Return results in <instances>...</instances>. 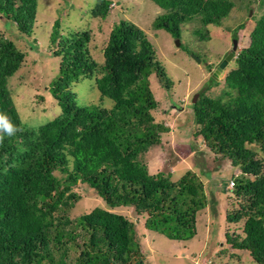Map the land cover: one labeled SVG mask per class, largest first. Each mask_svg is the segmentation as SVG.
I'll list each match as a JSON object with an SVG mask.
<instances>
[{
    "label": "trees",
    "instance_id": "16d2710c",
    "mask_svg": "<svg viewBox=\"0 0 264 264\" xmlns=\"http://www.w3.org/2000/svg\"><path fill=\"white\" fill-rule=\"evenodd\" d=\"M152 1L162 9L154 27L175 38L194 19L221 26L236 6L234 0ZM111 3L96 0L90 17H107ZM253 3L264 7V0H249L245 7ZM37 13L38 0H0L2 18L18 31L0 29V114L17 129L10 136L0 133V264H144L141 221L170 239L193 238L198 213L207 206L214 210L215 192L208 195L192 169L173 179L168 165L151 173L141 158L169 131L153 114L159 102L150 77L155 74L167 89L173 85L145 31L128 19L114 22L98 62L88 24L63 31L55 19L47 50L59 66L45 88L60 111L31 126L21 119L9 81L38 44ZM253 17L247 45L231 49L235 65L221 94L202 92L191 107L195 135L239 169L225 181L239 207L225 217L244 223L240 233L225 231L226 242L235 253L246 252L250 264H264V160L253 148L264 151V11ZM245 26L246 21L233 30L235 38ZM196 32L209 40L207 32ZM84 79L93 80L99 95L80 105L74 89ZM210 81L208 86L219 84L213 76ZM78 183L93 189L106 207L71 218L68 212L81 198L74 191ZM116 208H131L135 219ZM227 250L225 244L217 255Z\"/></svg>",
    "mask_w": 264,
    "mask_h": 264
},
{
    "label": "rangeland",
    "instance_id": "374dc122",
    "mask_svg": "<svg viewBox=\"0 0 264 264\" xmlns=\"http://www.w3.org/2000/svg\"><path fill=\"white\" fill-rule=\"evenodd\" d=\"M111 1L109 15L102 18L90 17L96 0H38V13L33 27V35L38 38V44L31 50L27 64L9 81L21 119L31 126H39L60 111L45 88L57 75L59 66V59L47 50L49 33L55 19L60 20L63 31L85 28L88 24L92 35L89 46L98 62L103 61V49L113 23L120 19L136 23L153 43L159 60L173 82L172 87L167 89L158 82L155 74L150 77L151 89L159 102L153 114L157 122L169 127V131L162 135L160 145L152 146L141 158L151 173H157L168 165L173 179H178L187 169L194 170L204 182L207 194L214 191L217 199L214 210L207 206L198 213L197 234L189 240L170 239L160 232L146 229L141 221L138 232L144 264L252 263L246 252L235 253L224 237L227 230L240 233L244 223V220L229 223L225 217L227 212L239 207L237 197L225 186V181L231 179L239 169L229 159L221 158L208 149L205 142L195 135L191 103L195 95L197 101L202 92L210 97L221 94L225 76L235 62L232 58L224 69L217 71V67L231 52L234 39H237L238 48L247 45L249 33L255 24L253 15L258 17L264 7L258 10V4L253 3L248 9L245 5L249 0H234L236 6L223 19L221 26H204L199 19L182 24L178 46L177 38L165 29L154 27L153 23L162 9L152 0ZM244 21L245 28L237 31L238 37L235 38L233 30ZM0 29L9 35L18 33L17 25L12 21H4L1 14ZM197 30L207 32L209 40H202ZM212 76L219 84L208 86ZM74 90L80 105L90 103L99 95L90 79L77 83ZM37 94L42 95L44 100L39 102ZM253 148L257 151V157L264 160V151L258 150L256 146ZM74 191L81 198L69 210L71 218L96 207H106L102 197L89 186L78 183ZM113 210L130 219L136 217L131 208ZM225 244L228 250L218 256V250Z\"/></svg>",
    "mask_w": 264,
    "mask_h": 264
},
{
    "label": "clouds",
    "instance_id": "9594fccd",
    "mask_svg": "<svg viewBox=\"0 0 264 264\" xmlns=\"http://www.w3.org/2000/svg\"><path fill=\"white\" fill-rule=\"evenodd\" d=\"M179 39V38H177ZM237 40V39H236ZM180 41V40H179ZM233 49V48H232ZM229 63V62H228ZM17 129L14 127V125L9 121L7 116L0 114V133H6L9 136L12 135ZM3 137L0 136V139ZM230 185L232 186L233 184Z\"/></svg>",
    "mask_w": 264,
    "mask_h": 264
},
{
    "label": "water",
    "instance_id": "95a60500",
    "mask_svg": "<svg viewBox=\"0 0 264 264\" xmlns=\"http://www.w3.org/2000/svg\"><path fill=\"white\" fill-rule=\"evenodd\" d=\"M234 44H233V50H235L236 48H237V40L236 39H234V42H233ZM176 45H180V41H179V39H176ZM232 57H233V53L232 52H230L226 57H225V59H223L222 60V62L219 64V66L217 67V71H220V70H222V69H224L226 66H227V64H228V62L232 59ZM196 58V57H195ZM197 59V58H196ZM198 61H199V59H197ZM196 99H197V94L195 95V97L193 98V102H196Z\"/></svg>",
    "mask_w": 264,
    "mask_h": 264
},
{
    "label": "built area",
    "instance_id": "2783aa9c",
    "mask_svg": "<svg viewBox=\"0 0 264 264\" xmlns=\"http://www.w3.org/2000/svg\"><path fill=\"white\" fill-rule=\"evenodd\" d=\"M231 184H233V182H231Z\"/></svg>",
    "mask_w": 264,
    "mask_h": 264
},
{
    "label": "bare ground",
    "instance_id": "6f19581e",
    "mask_svg": "<svg viewBox=\"0 0 264 264\" xmlns=\"http://www.w3.org/2000/svg\"><path fill=\"white\" fill-rule=\"evenodd\" d=\"M194 103V102H193ZM230 182V181H229ZM230 188V187H229Z\"/></svg>",
    "mask_w": 264,
    "mask_h": 264
}]
</instances>
